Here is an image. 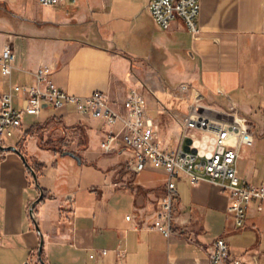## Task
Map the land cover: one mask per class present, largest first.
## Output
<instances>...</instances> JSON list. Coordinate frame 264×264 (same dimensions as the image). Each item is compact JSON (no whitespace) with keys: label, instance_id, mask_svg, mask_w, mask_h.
I'll return each instance as SVG.
<instances>
[{"label":"crops","instance_id":"1","mask_svg":"<svg viewBox=\"0 0 264 264\" xmlns=\"http://www.w3.org/2000/svg\"><path fill=\"white\" fill-rule=\"evenodd\" d=\"M33 1L37 15L0 0L18 25L16 31L0 18V51L8 45L16 54L10 76L0 75V92L33 83L34 71L48 65L59 88L79 96L99 90L121 111L131 87L187 82L202 109L252 127L253 144L240 146L236 169L264 185V0H200L197 33L180 19L167 30L158 27L148 0H66L51 7ZM147 98L160 142L174 148L180 131L162 105L184 114L185 102L162 93V105ZM21 103L18 94L13 104ZM107 129L72 105L43 104L0 142L16 146L37 174L36 184L18 153L0 149V264H22L35 251L44 264H208L218 237L248 264H264V212L252 203L243 225L235 226L226 210L229 193L205 180L192 184L180 174L172 233L150 229L167 175L150 167L132 171V153L121 141L105 153L100 142ZM40 190L37 228L29 208Z\"/></svg>","mask_w":264,"mask_h":264},{"label":"built area","instance_id":"2","mask_svg":"<svg viewBox=\"0 0 264 264\" xmlns=\"http://www.w3.org/2000/svg\"><path fill=\"white\" fill-rule=\"evenodd\" d=\"M76 3L77 0H70ZM42 7L64 4L66 0H36ZM147 7L158 27L167 30L172 21L180 19L191 33L199 32L197 17L200 0H148ZM16 54L6 45L0 51V75L8 78L11 74ZM182 100L186 112L179 114L169 111L159 98L160 94ZM20 94L22 103L15 107L13 98ZM152 96L167 111L177 124L180 137L172 149L164 148L158 137L159 125L148 113V98ZM198 92L187 82L176 86L144 84L141 89L131 87L122 102V110H115L107 96L94 90L87 96L70 94L59 88L52 79V69L41 65L34 71V82L9 86L0 92V142L22 126L26 114L38 116L42 105L62 108L72 105L81 115L102 119L108 127L100 147L105 153L114 150L115 143L121 141L132 153L129 168L139 172L147 167L162 169L167 175L165 193L159 200L150 229L160 231L165 236L172 233L176 204V179L180 174L189 177L192 184L200 181L221 186L227 190L231 201L227 213L235 226L243 225L249 206L255 203L258 212H264V185H255L244 180L237 172L236 162L240 146L253 144L252 127L241 120H227L202 109L197 102ZM115 126H119L115 130ZM130 215L126 219H130ZM107 249H101L105 255ZM120 259L125 250L114 249ZM91 258L95 254H90ZM22 264H43L37 251L31 253ZM208 264H248L245 260L229 252L224 238H216L209 247Z\"/></svg>","mask_w":264,"mask_h":264},{"label":"rangeland","instance_id":"3","mask_svg":"<svg viewBox=\"0 0 264 264\" xmlns=\"http://www.w3.org/2000/svg\"><path fill=\"white\" fill-rule=\"evenodd\" d=\"M10 1L12 2L13 5H16V7L19 6L22 7L25 13H29L30 15H37L39 13V8L36 6V3L33 0H10ZM5 13L6 12L4 6L0 4V18L4 17L5 15V17H7V21L11 22V25H13V28H16L17 31L18 30L17 22L15 21L14 18H12L11 15Z\"/></svg>","mask_w":264,"mask_h":264},{"label":"water","instance_id":"4","mask_svg":"<svg viewBox=\"0 0 264 264\" xmlns=\"http://www.w3.org/2000/svg\"><path fill=\"white\" fill-rule=\"evenodd\" d=\"M0 149L3 150V151H9V150L14 151V152L18 153V154L21 156V158L26 162V158H25V156L19 151V149H18L16 146H13V145L2 146V145L0 144ZM64 154H66V155H71V156H75L74 153H72V152H70V151H65ZM26 164H27V166H28V168H29V170H30L32 176H33V179H34L35 183L37 184V174H36L35 170H34V169H33V168H32L27 162H26ZM42 197H43V191L40 190V195H39L38 199L35 200V201L30 205V208H29L30 215H31V217H32V219H33V221H34V223H35V226H36L37 228H38V225H37V222H36V215H35V213H34V211H33V208H34V205H35L36 203H38L39 200H40ZM41 249H42V248L40 247V248H39V254H41ZM41 261H42V260H41ZM42 263L44 264L43 261H42Z\"/></svg>","mask_w":264,"mask_h":264}]
</instances>
